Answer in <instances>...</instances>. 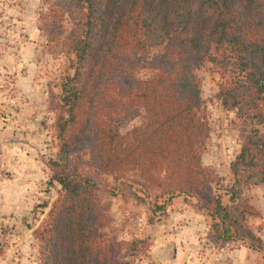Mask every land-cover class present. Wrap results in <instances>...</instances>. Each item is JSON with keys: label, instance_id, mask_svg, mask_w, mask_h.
I'll use <instances>...</instances> for the list:
<instances>
[{"label": "trees", "instance_id": "1", "mask_svg": "<svg viewBox=\"0 0 264 264\" xmlns=\"http://www.w3.org/2000/svg\"><path fill=\"white\" fill-rule=\"evenodd\" d=\"M40 28L75 58L61 94L50 95L49 185L59 187L33 230L41 264H134L129 255L147 250L144 239L106 230L112 215L94 173L111 168L118 178L137 173V201L184 195L212 218L210 245L247 241L264 251L245 192L264 184V0H47ZM205 60L220 67L217 95L241 132L229 179L203 161L211 126L197 68ZM146 67L151 75L138 77ZM138 113L143 123L123 134Z\"/></svg>", "mask_w": 264, "mask_h": 264}, {"label": "rangeland", "instance_id": "2", "mask_svg": "<svg viewBox=\"0 0 264 264\" xmlns=\"http://www.w3.org/2000/svg\"><path fill=\"white\" fill-rule=\"evenodd\" d=\"M46 10L47 0H0V115L5 116L6 111L18 109L22 101L20 89L26 88V81L21 80L26 77L44 83L46 91L43 128L39 129L32 146V152L39 158L45 175L32 181V190L26 193L29 195V206L24 212L16 207V211L0 215V244L3 248L0 252V264H41L39 245L33 230L46 217L59 187L49 185L51 171L48 162L57 150L54 136L55 113L50 108V95L52 92L61 94L63 81L74 73L75 58L72 53L67 52L61 41H50L44 35L40 28L41 13ZM28 43H34L36 48L25 49ZM151 73L149 67L136 71L140 78H146ZM197 74L204 99V111L211 126L203 161L229 179L230 163L241 147V132L235 121L236 115L234 111L225 109L217 95L224 81L220 67L211 60H205L197 68ZM143 121V114L138 113L125 120L120 131L125 134ZM0 140L2 185L13 171L8 167L10 158L6 140L1 135ZM122 173L116 168L94 173L101 185V205L112 215V222L106 230L110 237L119 240H131L135 237L146 240L149 243L147 250L129 255V258L134 264H147L153 236L159 230L156 221L168 218L169 215L166 213L167 203H164V197L156 201L154 193L145 197L144 201H137L135 194H142L135 181L138 179L137 173L129 171L125 177L118 178ZM16 196L18 202L23 198L20 193H16Z\"/></svg>", "mask_w": 264, "mask_h": 264}, {"label": "crops", "instance_id": "3", "mask_svg": "<svg viewBox=\"0 0 264 264\" xmlns=\"http://www.w3.org/2000/svg\"><path fill=\"white\" fill-rule=\"evenodd\" d=\"M30 48L35 49V44L28 43L25 49ZM22 81H26V88L20 89L22 101L18 109L0 115V135L6 140L8 167L13 171L0 185V215L16 207L24 212L29 206L26 193L32 190V181L45 175L39 158L32 152L46 114L45 86L31 77ZM245 192L259 211L258 216L250 218V223L264 239V184L251 185ZM16 193L23 194L19 202ZM166 213L168 218L156 221L159 230L153 236L147 264H264V251L254 249L247 241L231 242L220 248L210 245L207 233L212 218L186 203L184 195L169 200Z\"/></svg>", "mask_w": 264, "mask_h": 264}, {"label": "built area", "instance_id": "4", "mask_svg": "<svg viewBox=\"0 0 264 264\" xmlns=\"http://www.w3.org/2000/svg\"><path fill=\"white\" fill-rule=\"evenodd\" d=\"M1 145H2V143H1V140H0V160H1V157H2V152H1L2 148H1Z\"/></svg>", "mask_w": 264, "mask_h": 264}]
</instances>
